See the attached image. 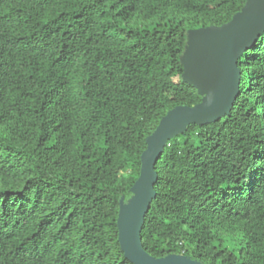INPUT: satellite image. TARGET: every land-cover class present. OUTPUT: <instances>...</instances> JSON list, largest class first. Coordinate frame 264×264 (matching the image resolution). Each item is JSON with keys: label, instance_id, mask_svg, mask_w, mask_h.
<instances>
[{"label": "trees", "instance_id": "obj_1", "mask_svg": "<svg viewBox=\"0 0 264 264\" xmlns=\"http://www.w3.org/2000/svg\"><path fill=\"white\" fill-rule=\"evenodd\" d=\"M246 0H0V264H133L119 199L176 105L187 33ZM228 114L188 124L154 162L139 236L153 257L264 264V31L236 60Z\"/></svg>", "mask_w": 264, "mask_h": 264}, {"label": "water", "instance_id": "obj_2", "mask_svg": "<svg viewBox=\"0 0 264 264\" xmlns=\"http://www.w3.org/2000/svg\"><path fill=\"white\" fill-rule=\"evenodd\" d=\"M264 31V0H246L239 11L220 25L190 29L180 57L181 78L200 95L193 105H176L159 119L145 137L138 177L129 187L131 195L119 199L116 239L124 257L133 264H203L183 254L149 255L139 236L143 216L154 197V162L166 141L185 131L188 124L202 125L228 114L238 90L239 55L254 45Z\"/></svg>", "mask_w": 264, "mask_h": 264}]
</instances>
